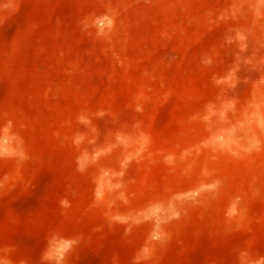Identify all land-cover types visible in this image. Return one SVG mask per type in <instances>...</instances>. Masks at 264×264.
Segmentation results:
<instances>
[{
    "label": "rangeland",
    "instance_id": "rangeland-1",
    "mask_svg": "<svg viewBox=\"0 0 264 264\" xmlns=\"http://www.w3.org/2000/svg\"><path fill=\"white\" fill-rule=\"evenodd\" d=\"M0 264H264V0H0Z\"/></svg>",
    "mask_w": 264,
    "mask_h": 264
}]
</instances>
